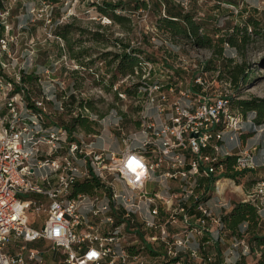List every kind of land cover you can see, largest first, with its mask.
Here are the masks:
<instances>
[{"label":"built area","instance_id":"1","mask_svg":"<svg viewBox=\"0 0 264 264\" xmlns=\"http://www.w3.org/2000/svg\"><path fill=\"white\" fill-rule=\"evenodd\" d=\"M11 40L0 37V68L13 70L0 72V264H184L205 233L213 242L221 238L216 208L229 205L232 179L215 161L225 131L245 123L231 108L233 92L212 94L200 73L171 97L182 79L164 85L155 78L145 86L129 142L119 151L97 149L65 125L47 123L46 103L54 96L30 94L20 71L31 60L11 57ZM146 63L143 78L152 73ZM253 165L249 153L236 156L235 169ZM88 178L100 186L78 191L74 183ZM148 246L161 253L150 257Z\"/></svg>","mask_w":264,"mask_h":264},{"label":"rangeland","instance_id":"2","mask_svg":"<svg viewBox=\"0 0 264 264\" xmlns=\"http://www.w3.org/2000/svg\"><path fill=\"white\" fill-rule=\"evenodd\" d=\"M102 1L118 0H0V37L4 34L12 37L7 46L11 57L17 61L27 59V63L31 60L25 72V75L30 72L34 76L32 80L25 81L30 94L37 97L42 94V90L49 91L53 98L64 103L63 109L57 108L59 105L55 101L46 103L48 122L72 124V120L81 112L88 114L94 129L88 132L76 123L73 130L82 134L86 143L94 141L93 145L97 149L104 147L119 151L123 149L125 141L129 142L126 140L128 136L136 131L138 111L147 100L145 86H135L139 94H133L134 91L127 93L125 87L134 90V84H139L137 82L141 79L150 82L160 78L164 85L182 79V87L170 90V96L173 97L185 91L193 74L204 73L203 79L208 82L207 89L212 94L227 90L234 93V100L264 97V0H174L184 3V10L194 12L197 19L204 16L213 19L214 22H207L206 26L208 34L214 38L212 47L197 46L185 39L173 37L160 27L151 11V0H145L147 8L138 10L132 9V0H119L125 4V10L117 12L130 17L129 21L123 23L113 22L98 10L95 2ZM248 20L256 22L257 32ZM69 23L72 27L69 33L71 43L82 41V59L95 60L87 66H81L69 55L66 41L56 34L59 25L62 27ZM215 26L220 28L219 36L231 33L235 45L225 43L220 52L214 53L220 47L211 29ZM79 28L85 33L80 34ZM244 28L245 38L242 37ZM95 30H99L101 37L106 40L119 39L131 48L142 50L146 54L145 59L152 65L149 78L142 77L147 63L142 67V74L139 70L132 74L115 72L117 75L113 77L116 62L105 65L104 60L97 57L105 52L113 54L119 51L120 44L94 40L92 32ZM112 54L107 55L108 60ZM2 57L9 59L5 54ZM0 72L11 76L13 70L8 66L4 71L0 68ZM80 101L85 106H78ZM231 108L240 113L235 103H232ZM254 116L255 112L248 111L242 115L245 123L240 130L225 131L223 148L228 151L227 154L237 156L249 153L255 161V165L247 169L252 170L244 175L229 177L232 180L226 198L230 202H257L259 212L263 214L264 123L253 124ZM220 154L225 156L222 150ZM28 195L24 192L19 194L23 199ZM44 218L45 213L42 212L39 222L42 223ZM110 228L108 224L105 230ZM192 245L195 251L187 259L192 264L205 263L202 257L205 252L216 258V248L225 252L228 262L236 253L234 248L226 251L228 247L224 243L215 248L211 239ZM250 255L254 257L257 253ZM253 260L249 256L245 264H253Z\"/></svg>","mask_w":264,"mask_h":264},{"label":"trees","instance_id":"3","mask_svg":"<svg viewBox=\"0 0 264 264\" xmlns=\"http://www.w3.org/2000/svg\"><path fill=\"white\" fill-rule=\"evenodd\" d=\"M96 6H98V10L104 15H107L113 22L115 23H123L125 21H129L130 17L127 14H123L117 12V10H125V4L122 1H102L101 3L95 2ZM132 9L138 10L141 8H147V3L145 0H132ZM151 11L156 17V21L160 27L166 29L173 37H178L180 39H185L197 46H204V47H212V41L214 38L208 34L207 29V22H214L212 18H208L206 16L200 17L197 19L195 17V13L191 11H185L183 5L180 2H176L174 0H151ZM56 22V20H54ZM251 23L257 32L258 30L255 28L256 22L253 20H248ZM99 27L102 25L99 24ZM239 27V26H237ZM74 28V27H73ZM214 34L216 35L215 41L217 44L219 43L220 47L218 50H214L215 52H220L223 45L225 43L230 45H235V41L233 40V36L230 33L228 36L225 34H220L218 31L220 28L212 27ZM246 28L242 33V37H246ZM72 27L71 24H65L61 27L58 26L56 30V34L59 35L62 39L66 41L67 44V51L69 55L75 58L81 66H87L88 64L94 62L95 60L84 61L82 59L84 54V49L81 45V40H77L74 44L70 41L69 33L71 32ZM239 31V28L237 29ZM80 34L85 33V31L79 28ZM2 32V30H1ZM94 40L98 42H105L111 41V44H120V50L115 53L105 52L104 54L97 57V59L104 60L105 65H109L110 63L116 62L114 65L113 70V77L117 74L115 72H121L123 74L127 73H134V71L139 70L142 74V67L143 65L149 61L146 60V54L143 53L142 50L138 48H131L129 44L119 41V39L115 40H106L102 38V33L99 30H95L92 32ZM112 54V58L108 60L107 55ZM148 58V56H147ZM208 64H206V69ZM35 69L32 72L35 73ZM26 71L22 70V80L27 82L28 80H32L34 76L29 72L28 75H25ZM36 77V76H35ZM139 84H134V87L137 85L144 86L148 85V81L141 79ZM27 90L28 87L26 86ZM137 87L132 90L130 87H125V91L127 93H136ZM29 91V90H28ZM52 101L58 105V98H53ZM230 103H235L237 109L240 111V114L246 115L248 111L255 112L254 119L252 121L253 124H263L264 123V97L254 96L249 99H237L234 100L233 96L230 99ZM62 103V109L64 108V103ZM74 103V102H73ZM85 106L82 102H78V106ZM59 108V106H57ZM88 114H79L78 117L72 120V124H63L71 131L74 129L75 124H79L90 132L94 128L92 127V122L89 121ZM47 123H56V122H47ZM58 124V123H57ZM235 161L236 156L235 154H227L225 156L218 157L215 161V165L218 168H222V174L226 177L236 178L238 174L244 175L247 171L252 169H244L243 171H237L235 169ZM201 180V184H202ZM77 190L85 193H90L94 190L95 187L100 186L99 182L96 178H88L84 180H80L74 183ZM201 184L197 187V190L200 191L202 189ZM221 223L222 226L220 236L216 242H214L215 248L217 246H221V243L226 245L229 251L231 248L236 250V253L231 257V260H235V264H245L246 263V255L257 253L253 257V264H264V218L261 216L259 212V205L257 202L250 201V200H239L232 204V207L229 211L225 213H221ZM203 240H208V237H203ZM244 240L248 246V253L244 254L242 251L243 246L240 244V240ZM203 240L200 243H203ZM202 247V245H201ZM203 248V247H202ZM216 258H212L209 252H205L202 257L205 261L204 264H227V259L225 252L220 251V248L214 249ZM160 248H148V255L150 257H155L159 255ZM200 253V252H199ZM190 254H186L183 258L184 264H192L187 262V259ZM157 261H162V259H157Z\"/></svg>","mask_w":264,"mask_h":264},{"label":"crops","instance_id":"4","mask_svg":"<svg viewBox=\"0 0 264 264\" xmlns=\"http://www.w3.org/2000/svg\"><path fill=\"white\" fill-rule=\"evenodd\" d=\"M102 146H106V145H104V144H101ZM110 147V146H109ZM224 147V146H223ZM225 148V147H224ZM226 149H223V153L225 154L226 153ZM227 155V154H226ZM204 182H206V181H204ZM79 191V190H78ZM81 192V191H80ZM234 203V201L232 202H230L229 201V205L227 206V207H224V208H216V210L218 211V212H221V213H225V212H227V211H229L230 210V208L232 207V204ZM191 212H193V210L191 211ZM261 213H263V214H261L262 215V217L264 218V211L263 212H261ZM203 237H205V239H206V237H208V239L210 238V236H209V233H205L203 236H202V238ZM148 248H152L151 246H148ZM57 254V252L56 251H53V252H51L50 253V255L48 256L49 258L50 257H54L55 255ZM247 257H246V260L249 258V256H251V258L253 259V256L252 255H250V254H248V255H246ZM246 262H248V261H246Z\"/></svg>","mask_w":264,"mask_h":264}]
</instances>
